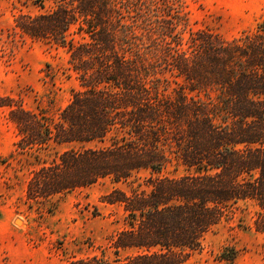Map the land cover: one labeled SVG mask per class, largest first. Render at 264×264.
Here are the masks:
<instances>
[{"label":"trees","instance_id":"16d2710c","mask_svg":"<svg viewBox=\"0 0 264 264\" xmlns=\"http://www.w3.org/2000/svg\"><path fill=\"white\" fill-rule=\"evenodd\" d=\"M33 1L13 28L64 48L78 87L57 119L0 94L21 149L69 146L32 171L28 199L150 173L105 197L125 211L116 252H135L71 264H186L241 202L264 233V18L228 39L191 28L181 0ZM172 164L184 171L165 174Z\"/></svg>","mask_w":264,"mask_h":264},{"label":"rangeland","instance_id":"374dc122","mask_svg":"<svg viewBox=\"0 0 264 264\" xmlns=\"http://www.w3.org/2000/svg\"><path fill=\"white\" fill-rule=\"evenodd\" d=\"M181 1L191 28H207L228 39L255 28L264 18V0ZM36 10L33 0H0V94L15 97L28 109L44 106L57 119L78 80L67 69L64 48L33 40L13 28L15 13ZM47 70L54 76L44 80ZM47 83L53 89L50 93ZM49 96L55 98L53 104ZM8 112L0 108V264H71L94 256L125 258L135 252H116L114 241L125 228V211L105 197L117 188L131 191L150 173L143 171L119 183L101 179L44 203H33L27 197L32 171L69 146L21 149ZM183 171L172 164L164 173ZM256 214L252 202H241L206 235L203 249L186 264H264V233L255 229ZM227 247L236 248V257L221 258Z\"/></svg>","mask_w":264,"mask_h":264}]
</instances>
